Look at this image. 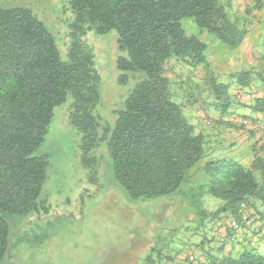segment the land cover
I'll return each instance as SVG.
<instances>
[{"label":"trees","instance_id":"obj_1","mask_svg":"<svg viewBox=\"0 0 264 264\" xmlns=\"http://www.w3.org/2000/svg\"><path fill=\"white\" fill-rule=\"evenodd\" d=\"M247 1L244 14L237 17L222 0H69L73 18L67 61L61 60L48 29L28 10L0 8V263L11 247L9 220L49 211L42 196L49 162L36 153L44 143L54 108L70 98L69 124L80 135V158L85 168L94 170L98 162L95 152L105 143L116 180L130 198L180 197L196 211L204 241L188 244L191 249H200L205 259L202 264H264L261 229H254L259 237L256 245L247 235L241 238L243 229L246 232L253 222L264 226V145L260 143L264 97L245 107L260 114L263 121L243 115L233 123L245 129L252 142L248 163L207 161L203 166L206 184L186 192L182 186L190 182V173L205 155L202 131L206 125L199 130L188 122L183 110L193 102L189 101L191 94L183 98L185 104L176 101L165 73V66L172 61L188 67L191 74L201 70L203 76L197 83L191 82L190 75L185 81L205 95L207 111L201 110L207 123L215 122L208 119L216 113L218 124L226 125L222 116L230 114L236 95L232 99L227 85L213 77L205 43L187 35L181 22L192 19L200 31L235 49L250 28L264 20V0ZM111 31L117 33L118 49L126 55L117 59L118 82L126 84L130 75L136 81L113 127L102 125L95 114L100 78L93 51L86 43L89 32L106 35ZM257 75L251 69L241 71L240 92L249 94L250 88L263 87L264 71L259 73V86ZM242 120L257 128L246 129ZM204 195L219 200V205L206 210L201 201ZM231 221L238 223L239 233L229 227ZM216 222L222 223L219 227L226 233L218 238L219 231L213 233L216 246L209 251L204 247ZM226 243L231 244L230 251L224 250ZM161 257L159 254L156 261L148 255L142 264H160ZM165 259L174 258L166 255Z\"/></svg>","mask_w":264,"mask_h":264},{"label":"rangeland","instance_id":"obj_2","mask_svg":"<svg viewBox=\"0 0 264 264\" xmlns=\"http://www.w3.org/2000/svg\"><path fill=\"white\" fill-rule=\"evenodd\" d=\"M222 1L231 14L237 17L244 14L248 4L247 0ZM0 8L28 10L33 18L48 29L54 38L61 60L67 61L69 24L73 18L69 0H0ZM234 15L231 17L234 18ZM181 24L187 35L195 36L205 43L207 61L211 72L213 71V77L219 83L227 85L232 99L234 95H245L240 94L239 89L238 75L241 71L254 70L258 74L255 83L261 85L259 73L264 71V20L250 28L242 44L235 49H229L214 36L200 31L192 19H184ZM86 43L93 51L95 68L100 78V102L95 114L102 125L113 127L118 112L124 109L136 81L129 74L126 84L118 82L117 59L126 55L118 49L115 31L106 35L89 32L86 35ZM188 72V67L176 66V62L173 61L165 66L175 100L185 104L183 98L191 94L192 98L189 101L193 102L183 110L188 122L196 125L199 130L206 125L202 131L204 158L192 170L193 172L191 171L190 182L182 186L186 192H195L197 187L206 184L203 166L207 161L222 159L243 165L248 163L251 159L252 142L242 139L244 132L234 127L233 119L236 118L234 120L236 121L246 114L255 118V114L239 106L241 100L235 97L230 114L222 116L226 125L218 124L216 120L219 116L216 113L211 114L212 118L208 119L214 118L215 122L207 123L206 115L202 111H207L203 104L205 95L198 94L193 85L185 81L190 75L191 82L197 83L201 80L203 72L201 70L193 74ZM263 87H260L259 91L264 90ZM70 105L71 99L68 98L65 103L54 108L44 143L36 153L45 156L49 162L42 187V196L47 201L49 211L33 217H14L9 220L11 247L8 256L0 264H106L107 256L112 250L119 252L125 247L121 244L127 242L134 245V251L130 247L128 253L134 252L135 264H142V260L148 255L157 261L159 254L163 256L175 253L183 247L189 249L188 243L196 245L204 241L203 226H199L198 221L200 217L194 209L188 207L185 199L179 197L176 202L169 201L174 204L166 206L163 205L166 198L143 200L130 198L116 180L105 143L95 152L98 162L92 172L82 165L80 135L69 124ZM197 177L199 180H196ZM201 201L208 211L220 203L209 195H204ZM165 211L169 212L165 214ZM253 223L254 226L246 232V229H243L241 238L247 235L256 245L259 237L257 234L254 235V229L256 231L261 229L264 233V226L262 227L260 221ZM220 224L222 223L216 222L211 226L212 234L207 236L209 242L205 243L204 249L214 250L216 246L214 232L219 231L216 234L217 238L225 235L226 232L222 230V226L219 227ZM223 247L228 251L231 244L226 243ZM236 247L238 249V246ZM192 248L195 254L201 252L198 247ZM122 253L124 254L119 252ZM142 256L144 258L139 262ZM122 261L124 260H117L113 264H121Z\"/></svg>","mask_w":264,"mask_h":264},{"label":"crops","instance_id":"obj_3","mask_svg":"<svg viewBox=\"0 0 264 264\" xmlns=\"http://www.w3.org/2000/svg\"><path fill=\"white\" fill-rule=\"evenodd\" d=\"M240 94H244V93L240 92ZM236 97L241 100V103L239 105L242 106V107H246L247 108L251 104L253 99L264 97V90H261V91H259V89L253 90L249 94H245L244 96H236ZM246 116H247V114H246ZM255 118L259 119L260 121H263L262 120V116L260 114H256ZM235 119L236 118L233 119V122H237L239 120L238 119V120L234 121ZM241 132H244V134L242 135V139L249 141L250 139H249L248 133L245 131V129L242 130ZM257 138H259V135H257ZM172 200H175V202H176V200H178V197H171L169 199H165V203H163V205L169 206V205L174 204V203H170L169 202V201H172ZM167 212H169V211H165V214ZM170 213H171V211H170ZM162 222H163V219H162ZM225 224L226 225L228 224L227 221H225ZM121 246H125V247L121 248V250L119 252H124V254L123 253L119 254V252H117L116 250L115 251L112 250V253L107 256L108 262L106 264H113L114 261L121 260V259L124 260V261L121 262V264H135V260L136 259H135L134 252H131V253L129 252L128 253L130 247L133 248V251H134V245L133 244L129 245V242H127L126 244H121ZM230 250H231V248H229L228 251H230ZM167 255L170 256V257H173L174 258L173 261L165 259L166 255H163L161 257L162 261L160 262V264H198L200 262L202 264L203 262H205V259L201 256V252L198 253V254H195V253L192 252L191 248L188 249V248H184L183 247L182 249L180 248L179 250H177L175 253H171V254H167ZM191 256H194L200 262H189L187 260V257L189 258ZM142 258H144V256L140 257L139 262L142 260Z\"/></svg>","mask_w":264,"mask_h":264},{"label":"built area","instance_id":"obj_4","mask_svg":"<svg viewBox=\"0 0 264 264\" xmlns=\"http://www.w3.org/2000/svg\"><path fill=\"white\" fill-rule=\"evenodd\" d=\"M241 123L247 128V129H255L257 128V125L253 124L252 122H250L249 120H242ZM260 143L262 145H264V134H260ZM246 213L247 210L244 211V219L246 218ZM229 227L235 232V233H239V225L238 223H236L235 221H231L229 223ZM189 262H198V259L195 258L194 256H191L188 258ZM197 259V260H196Z\"/></svg>","mask_w":264,"mask_h":264}]
</instances>
